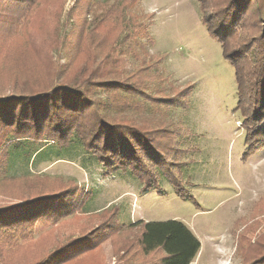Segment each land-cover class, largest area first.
<instances>
[{"label": "rangeland", "instance_id": "rangeland-1", "mask_svg": "<svg viewBox=\"0 0 264 264\" xmlns=\"http://www.w3.org/2000/svg\"><path fill=\"white\" fill-rule=\"evenodd\" d=\"M112 1H21L17 9L1 2L0 100L14 94L12 89L70 78L88 63L96 68L101 52L94 38L102 37L98 49L106 50L119 28L111 18L90 22ZM132 12L151 15L144 19L152 38L148 47L162 78L149 73L129 78L145 94L128 107L120 106L124 97L117 93L108 98L123 109L116 116L148 130L139 132L154 146L143 163L147 173L140 179L133 170L116 172L92 151L61 149L67 140L39 150L31 141L12 145L7 174L17 178L0 177V206L31 190L77 191L74 203L80 205L52 226L39 222L36 229H17L14 249L7 248L12 234L5 233L2 262L20 264L28 244L33 242L34 250L53 248L102 221H113L116 228L97 248L101 255L96 253L93 263L99 264H153L162 256L160 250L149 255L140 250L142 229L134 225L139 220L174 219L188 226L201 244L191 264H245L235 250L263 243L264 110H237L234 68L207 29L200 0H140ZM82 29L88 32L84 37ZM89 120L83 114L85 130ZM256 250L263 251L264 244Z\"/></svg>", "mask_w": 264, "mask_h": 264}, {"label": "trees", "instance_id": "trees-1", "mask_svg": "<svg viewBox=\"0 0 264 264\" xmlns=\"http://www.w3.org/2000/svg\"><path fill=\"white\" fill-rule=\"evenodd\" d=\"M21 1L29 4L34 0H0V3L12 7L16 5L17 9ZM200 1L207 29L218 39L224 57L234 68L237 110H264V0ZM139 2L113 0L99 17L94 15L91 19L90 23L100 25L111 18L119 28L106 50L98 49L103 38H94L95 50L101 52L94 58L99 61L96 68L91 69L88 63L70 78H52L43 88L12 89L14 94L0 100L1 179L17 178L7 174L9 147L19 145L22 141L40 144L39 150L45 145L67 140L61 149L80 146L85 152L92 151L102 164L116 172L133 170L140 179L142 177L139 174L147 173L144 161H147L149 153L153 154L154 146L139 132L143 130L148 135V130L116 116L123 109L108 98V93H117L124 97L120 106L126 107L129 101L145 94L142 88H138L139 82L129 78L137 79L148 73L156 80L162 78L158 70L159 60L152 58L148 47L152 38L144 19L151 15L142 12L137 16L132 12ZM250 29L252 32H248ZM80 33L84 37L88 32L82 29ZM90 39L87 38V42ZM166 98L175 99V96ZM245 102L246 108L242 107ZM85 113L90 118L86 130L80 122ZM245 116L243 114V120ZM31 191L32 195L28 193L30 195L0 206V240L4 239L5 233L12 234L6 237L9 242L5 240L9 244L8 249H14L17 229H36L39 222L40 225L55 224L80 205L74 203L77 191ZM104 222L90 232L63 240L57 246L43 251L39 246L34 250L33 242L28 244L29 247L25 245L30 251L26 252L25 257L22 255L20 264H74L76 261L77 264H99L93 263L98 258L95 255L97 248L113 235L112 230L116 228L115 224L110 223L113 221ZM134 225L141 226L138 241L144 255L158 250L162 252V256L153 264H191L200 250L199 239L179 220H139ZM45 236L50 237V234ZM0 242V248L4 249L5 242ZM262 242L246 244L240 252L238 248L235 251L246 258L245 264H264V250H256V247L264 244ZM244 250H249V253L244 254ZM85 256L90 259L87 261V257L83 262ZM0 264L6 263L0 259Z\"/></svg>", "mask_w": 264, "mask_h": 264}]
</instances>
